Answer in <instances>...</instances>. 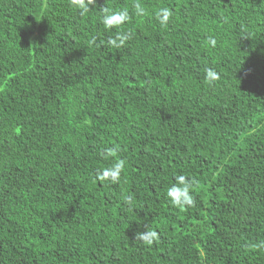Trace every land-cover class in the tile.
<instances>
[{"label":"trees","instance_id":"trees-1","mask_svg":"<svg viewBox=\"0 0 264 264\" xmlns=\"http://www.w3.org/2000/svg\"><path fill=\"white\" fill-rule=\"evenodd\" d=\"M135 2L0 0V264H264V0ZM178 175L198 182L184 210Z\"/></svg>","mask_w":264,"mask_h":264},{"label":"clouds","instance_id":"clouds-1","mask_svg":"<svg viewBox=\"0 0 264 264\" xmlns=\"http://www.w3.org/2000/svg\"><path fill=\"white\" fill-rule=\"evenodd\" d=\"M70 5L76 8L80 15L83 16L90 11V6H96V0H70ZM135 14L138 16H142L146 14L145 8L138 2H135L132 5ZM100 11L103 13V17L101 23L105 26V28H118L124 23L128 22L130 19L129 12L126 9L114 11L107 6H101ZM173 15V12L167 8L162 7L159 8L155 12V18L162 25L166 26L169 22L170 17ZM131 39V33L126 31L117 32L116 36L109 37L107 40V45L113 48H122L127 40ZM96 38L93 37V43ZM104 42L101 41V44L97 45L101 46ZM208 43L213 47L215 46V39L209 38ZM205 82L211 85L213 82L219 80V74L211 69L205 68ZM117 149L114 147H109L104 150V157H113L116 155ZM125 160L118 159L111 166L102 169L97 173L98 180H110L113 183H116L120 180L121 173L125 169ZM176 183L173 184L167 190V196L169 197L172 206L180 208L184 210L185 207H192L195 204L193 196L190 194L193 186L198 182L194 178H188L184 175H178L175 177ZM124 203L131 205L133 198L132 196H125ZM134 239L141 241L143 244L147 246H151L155 241L159 239L158 232L151 229L146 228L145 231H138L134 234ZM252 249H264V241H261L256 244L247 245Z\"/></svg>","mask_w":264,"mask_h":264},{"label":"rangeland","instance_id":"rangeland-1","mask_svg":"<svg viewBox=\"0 0 264 264\" xmlns=\"http://www.w3.org/2000/svg\"><path fill=\"white\" fill-rule=\"evenodd\" d=\"M23 264H28V263H23Z\"/></svg>","mask_w":264,"mask_h":264}]
</instances>
